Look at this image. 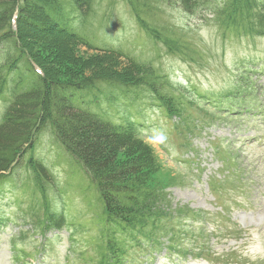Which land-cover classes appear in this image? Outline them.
<instances>
[{
    "label": "rangeland",
    "instance_id": "obj_1",
    "mask_svg": "<svg viewBox=\"0 0 264 264\" xmlns=\"http://www.w3.org/2000/svg\"><path fill=\"white\" fill-rule=\"evenodd\" d=\"M224 1L195 0L186 8L178 0H91L80 35L108 52L78 44L72 50L87 69L90 61L98 62L89 68L91 74L96 71L93 76L60 63L56 43L44 46L22 36L50 78L66 80L70 73L77 81L122 76L126 68L132 72L133 61L142 69L132 83L101 84L82 94L85 103L96 99L99 104L88 107L101 110L117 126L129 114L143 116L145 142L140 146L158 166L149 183L158 196L154 208L170 211L155 229L144 227L148 238L162 242L160 249L142 237L131 238L124 250L126 262L264 264V106L258 109L264 99V36L246 35L235 25L222 27L217 12ZM11 43L0 45V66L14 53ZM143 85L155 86L188 123L176 125L181 120H168L151 108L146 99L151 94ZM226 91L236 92L241 104L230 98L238 102L230 106ZM8 94L0 98V119ZM134 96L140 105L130 109ZM25 158L0 179V264H27L16 259L22 251L36 253L37 264H67L68 256L78 258L86 248L99 261L96 249L103 248L104 240L89 242L99 238V226L105 223L96 183L48 130ZM31 159L45 166L43 181L30 167ZM210 180L215 189L209 188ZM50 215L61 218L59 227H44ZM164 224L176 226V234ZM170 239L181 256L166 249ZM135 246L140 250L130 251Z\"/></svg>",
    "mask_w": 264,
    "mask_h": 264
},
{
    "label": "trees",
    "instance_id": "obj_2",
    "mask_svg": "<svg viewBox=\"0 0 264 264\" xmlns=\"http://www.w3.org/2000/svg\"><path fill=\"white\" fill-rule=\"evenodd\" d=\"M178 1L190 8L195 0ZM90 3L91 0H0V45L12 42L14 46L11 58L0 66V98L10 91L8 98L3 99L7 107L0 119V179L26 159L42 132L48 130L96 183L108 229L114 234H125L128 230L134 236L137 234L132 227L140 229L148 220L153 226L154 221L166 217L159 205L154 208L158 196L149 184L150 176L158 171V166L151 153L140 146L142 141L135 136L133 128L115 126L102 112L88 107L97 106L96 99L85 103L82 94L86 89L94 92L101 84L132 83L134 75H142L141 67L133 61L132 72L126 68L122 70V76L113 73L108 78L89 77L77 81L70 73L68 79L58 80L48 76L22 38L44 43V46L56 43L57 54L61 52L58 54L60 63L89 72V68L98 62L90 61L88 69L86 62L79 63L72 50L75 44L103 54L108 52L95 49L85 36L80 35L86 29ZM217 16L220 25L226 29L235 25L246 35L264 36V0H225ZM75 26H79L77 31ZM47 32L54 38L49 40ZM109 55L124 56L121 52H110ZM31 63L41 69L42 75L33 70ZM5 71L9 76L4 75ZM95 73L89 72L92 76ZM232 88L237 90L236 86ZM225 94L228 99L239 97L236 92L229 95L226 91ZM259 102L258 109H261L264 99ZM261 115L264 117V112ZM28 163L43 181L47 175L45 166L32 159ZM159 199H166L164 192L160 193ZM49 220L51 226L61 224V218L53 215ZM105 240L108 242L101 250L100 263L125 264L126 247L121 239L105 234Z\"/></svg>",
    "mask_w": 264,
    "mask_h": 264
}]
</instances>
